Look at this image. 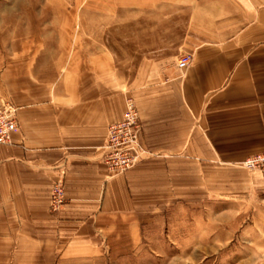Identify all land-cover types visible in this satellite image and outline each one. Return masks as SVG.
I'll return each instance as SVG.
<instances>
[{
  "label": "crops",
  "instance_id": "obj_1",
  "mask_svg": "<svg viewBox=\"0 0 264 264\" xmlns=\"http://www.w3.org/2000/svg\"><path fill=\"white\" fill-rule=\"evenodd\" d=\"M117 4L164 13V40L180 25L169 60L139 64L126 77L102 43L43 44L8 51L0 67V102L15 107L17 123L11 142L0 143V264H49L118 248L114 237L123 242L126 219L135 241L152 198L179 191L187 200L190 176L208 194L221 172L239 171L251 188L264 183V174L237 164L264 148V0ZM182 53L190 60L177 67ZM126 95L138 110L146 156L109 175L101 145ZM58 177L64 201L50 210Z\"/></svg>",
  "mask_w": 264,
  "mask_h": 264
},
{
  "label": "rangeland",
  "instance_id": "obj_2",
  "mask_svg": "<svg viewBox=\"0 0 264 264\" xmlns=\"http://www.w3.org/2000/svg\"><path fill=\"white\" fill-rule=\"evenodd\" d=\"M117 1L0 0V67L10 60L8 51L42 48L43 44L64 50L96 49L102 43L126 77H131L139 64L169 60L164 55L180 43L174 39L180 25L171 26L172 39L164 40V13H154L152 8H123ZM175 20L179 22L180 17ZM128 96L134 102L131 95L125 98ZM134 105L137 157L121 171L111 170L108 165L114 161L111 151L116 143L106 147L105 134L100 160L109 175L125 173L146 156L139 139L141 123L135 102ZM130 154L134 152L130 150ZM232 172L234 177L220 173L212 194L204 192L202 185L196 184L197 178L190 176L187 200H179V191L172 199L164 200V191L162 199L152 198V210H144L152 215L142 216L135 241L132 220L126 219L123 242L114 237L113 244L118 248L103 249L92 256L54 258L49 264H264V183L251 188L239 171ZM58 178L62 198L53 207L49 194L50 210L59 208L64 201L62 177Z\"/></svg>",
  "mask_w": 264,
  "mask_h": 264
},
{
  "label": "built area",
  "instance_id": "obj_3",
  "mask_svg": "<svg viewBox=\"0 0 264 264\" xmlns=\"http://www.w3.org/2000/svg\"><path fill=\"white\" fill-rule=\"evenodd\" d=\"M190 60L188 53L180 54L176 60L177 67H184ZM124 109L121 118L116 122L107 125L105 143L109 146L110 142L116 143L113 154L114 161L109 164V168L113 171H121L134 162L137 157L138 144L136 142V131L138 123L136 121L135 105L131 97H126L124 100ZM17 123L15 117V107L7 101L0 102V143H10L12 133L16 130ZM124 143V144H123ZM106 146V147H107ZM130 150L134 154H130ZM108 156H110L108 154ZM237 164L245 170H256L264 174V148L260 151L246 155L239 160ZM61 178H57L51 185L50 202L51 205L57 206L62 198Z\"/></svg>",
  "mask_w": 264,
  "mask_h": 264
}]
</instances>
